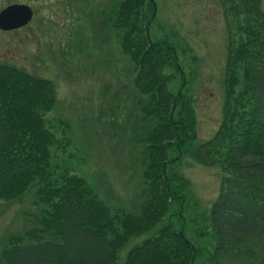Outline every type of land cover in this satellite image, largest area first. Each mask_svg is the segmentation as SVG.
Returning <instances> with one entry per match:
<instances>
[{
    "label": "trees",
    "instance_id": "16d2710c",
    "mask_svg": "<svg viewBox=\"0 0 264 264\" xmlns=\"http://www.w3.org/2000/svg\"><path fill=\"white\" fill-rule=\"evenodd\" d=\"M221 1L228 17L223 118L211 139L194 147L186 81L174 92L173 73L164 71L177 67L176 49L167 38L149 37L154 1L112 0L100 12L102 39L117 38L131 63L128 113L143 181L137 212L110 206L88 180L53 166L52 150L61 145L47 116L57 100L54 81L0 61V199L33 189L39 206L27 227L7 236L0 264H194L200 247L188 236L191 225L196 239L215 235L213 249L205 248L209 264H264V9L261 0ZM174 150L233 173L223 176L199 225L184 219L187 183L168 170Z\"/></svg>",
    "mask_w": 264,
    "mask_h": 264
},
{
    "label": "rangeland",
    "instance_id": "374dc122",
    "mask_svg": "<svg viewBox=\"0 0 264 264\" xmlns=\"http://www.w3.org/2000/svg\"><path fill=\"white\" fill-rule=\"evenodd\" d=\"M153 1L155 16L149 37L167 38L176 49L177 69L171 65L164 71L173 73L170 84L174 92L181 90V80L186 81L183 89L187 87L196 117L194 140L190 142L194 147L211 139L223 118L228 17L221 0ZM111 2L0 0V11L16 4L32 9L29 20L9 16L6 26H0V61L54 81L57 100L47 116L61 145L52 150L53 166L88 180L110 206L137 212L143 181L137 165V133L132 131L135 121L128 113L133 91L131 63L120 52L117 38L104 41L98 29L100 12ZM261 7L264 9V0ZM171 153L175 159L168 165L169 173L187 183L184 219L199 225L221 191L223 176L233 173L219 163L204 164L190 151ZM33 193L32 189L12 201L0 199V248L6 245L9 234L31 223L27 218L39 208L32 201ZM171 206L175 209L176 205ZM187 231L200 247L195 250L198 257H194V264H209L205 248L213 249L215 235L196 239L198 232L192 225ZM145 236L130 238L120 253Z\"/></svg>",
    "mask_w": 264,
    "mask_h": 264
},
{
    "label": "water",
    "instance_id": "95a60500",
    "mask_svg": "<svg viewBox=\"0 0 264 264\" xmlns=\"http://www.w3.org/2000/svg\"><path fill=\"white\" fill-rule=\"evenodd\" d=\"M9 16L13 18L25 16L26 19L29 20L32 16V9L29 5H25V4L10 5L6 8H3L0 11V26L1 27L6 26L5 22ZM25 17H24V20H25Z\"/></svg>",
    "mask_w": 264,
    "mask_h": 264
}]
</instances>
